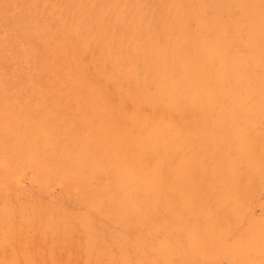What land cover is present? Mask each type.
Segmentation results:
<instances>
[{
	"label": "rangeland",
	"instance_id": "obj_1",
	"mask_svg": "<svg viewBox=\"0 0 264 264\" xmlns=\"http://www.w3.org/2000/svg\"><path fill=\"white\" fill-rule=\"evenodd\" d=\"M0 264H264V0H0Z\"/></svg>",
	"mask_w": 264,
	"mask_h": 264
},
{
	"label": "bare ground",
	"instance_id": "obj_2",
	"mask_svg": "<svg viewBox=\"0 0 264 264\" xmlns=\"http://www.w3.org/2000/svg\"><path fill=\"white\" fill-rule=\"evenodd\" d=\"M171 28V27H170ZM35 218V217H34Z\"/></svg>",
	"mask_w": 264,
	"mask_h": 264
}]
</instances>
